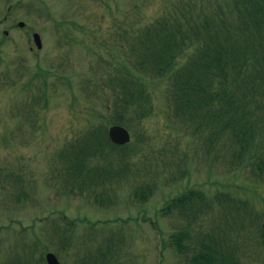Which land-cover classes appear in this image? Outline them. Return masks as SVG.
I'll use <instances>...</instances> for the list:
<instances>
[{"label": "rangeland", "instance_id": "obj_1", "mask_svg": "<svg viewBox=\"0 0 264 264\" xmlns=\"http://www.w3.org/2000/svg\"><path fill=\"white\" fill-rule=\"evenodd\" d=\"M183 2L195 9L205 3L215 11L220 5L226 14L232 7L230 0L0 4V264L34 263L55 251L63 264L81 263L86 257L98 264H186L172 246V235L186 228L192 235L217 237L243 264H264L259 230L249 221L250 212L258 215V221L264 219V181L236 161L237 147L225 136L223 145L213 143L209 149L211 130L201 136L194 125L175 121L162 81L150 87L153 113L141 122L133 114L129 118L134 143L127 159L108 155L99 162L114 175L105 173L103 187L84 196L77 192L66 196L64 185L51 173L59 151L88 129L106 127L113 120L103 98V58L111 62L117 55L103 42L111 45L125 16L143 28L166 13L177 16L176 7L182 8ZM20 21L25 27L18 26ZM34 33L42 37L41 51ZM44 71H49L47 87L41 89L45 81L39 78L35 85L33 77ZM248 72L254 75L251 69ZM245 80L242 88L258 82ZM29 85L36 94L45 90L48 97L47 103L43 100L29 112L33 121L21 111ZM244 93L248 104L260 110L258 118H264V85ZM141 187L150 191L146 203L132 198ZM190 189L204 194L208 212L185 219L177 212L163 214L167 202ZM96 195L103 206L96 203ZM160 234L167 244L164 251Z\"/></svg>", "mask_w": 264, "mask_h": 264}, {"label": "trees", "instance_id": "obj_2", "mask_svg": "<svg viewBox=\"0 0 264 264\" xmlns=\"http://www.w3.org/2000/svg\"><path fill=\"white\" fill-rule=\"evenodd\" d=\"M230 2L229 14L220 5L215 11L212 5L206 8L204 3L195 9L187 2L183 8L176 7L177 16L166 13L143 28L125 16L123 24L115 28L116 38L111 45L103 42V47L116 50L117 55L111 62L103 58V98L113 113L109 126L130 127L132 114L141 122L153 113L150 87L162 81L166 83L165 93L175 121L183 126L194 125L201 136L202 131L211 130L209 149L213 143L223 145L225 136L237 147L236 161L253 176L264 178V118H258L260 110L248 104L244 93L264 85V0ZM48 74L44 71L33 79L43 78L47 87ZM245 79L258 82H247L242 88L240 84ZM44 92L34 94L29 104L32 112L43 100L47 103ZM132 145H114L108 137V126L88 129L56 155L57 177L69 190L63 189L69 194L76 190L83 194L103 184L110 170L99 162L108 155L119 161L127 159ZM144 191L147 193L146 188L137 190L135 196L145 199ZM194 199H198L197 203L188 207ZM203 208H208L204 194L190 191L169 203L164 211H178L189 217ZM172 245L187 264H243L216 237L197 239L188 229L175 233ZM81 262L88 264L86 260ZM19 264L45 262L42 256L34 263Z\"/></svg>", "mask_w": 264, "mask_h": 264}, {"label": "water", "instance_id": "obj_3", "mask_svg": "<svg viewBox=\"0 0 264 264\" xmlns=\"http://www.w3.org/2000/svg\"><path fill=\"white\" fill-rule=\"evenodd\" d=\"M35 38H36L38 47L41 48L42 44H41L39 35H36ZM109 135L113 142H115L116 144H120V145L127 144L131 140L129 131L122 126L111 127ZM47 261H48V264H61L54 254H48Z\"/></svg>", "mask_w": 264, "mask_h": 264}]
</instances>
